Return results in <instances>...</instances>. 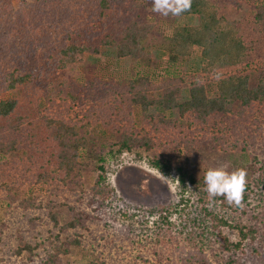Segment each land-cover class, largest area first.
<instances>
[{"label": "trees", "instance_id": "trees-1", "mask_svg": "<svg viewBox=\"0 0 264 264\" xmlns=\"http://www.w3.org/2000/svg\"><path fill=\"white\" fill-rule=\"evenodd\" d=\"M152 5L153 0H0V128L13 155L25 156L30 143L43 141L57 166L47 174L19 164L7 184L0 165V191L18 216L0 224V246L11 234L20 235L22 244L12 254L16 260L9 256L0 264H65L73 248L88 245L98 254L89 264H264V68L256 76L218 78L215 97L200 76L191 79L173 69L155 81L149 70L155 52L187 60L197 48L205 70L236 68L255 46L222 20L219 0H192L189 11L169 17L194 16L197 23L155 38L147 16L157 15ZM255 12L264 28V3ZM103 49L148 69L117 85L124 90H89L91 106L79 120L64 109L52 112L58 100L79 99L60 74ZM122 154L142 157L178 182L180 200L160 215L152 234L126 225L108 182L107 163ZM214 156L247 170L241 207L224 197L209 203L204 174L214 167ZM26 185L46 193L36 208L42 214L28 219L31 227L16 200ZM192 196L195 212L189 209ZM64 207L72 218L63 225L58 215ZM178 212L183 223L175 226L170 217ZM42 219L47 230L35 231ZM29 228L33 238L27 237Z\"/></svg>", "mask_w": 264, "mask_h": 264}, {"label": "rangeland", "instance_id": "rangeland-1", "mask_svg": "<svg viewBox=\"0 0 264 264\" xmlns=\"http://www.w3.org/2000/svg\"><path fill=\"white\" fill-rule=\"evenodd\" d=\"M262 3H264V0H219L222 20L236 26L240 34L255 46L249 54L244 56V62L240 67L227 68L218 66L205 70L206 63L202 60V52L199 48L195 49L192 57L187 60L176 59L167 53L155 52L151 66L149 67L151 77L155 81H160L167 75L168 70L173 69L186 77H191V79H198L200 76L207 86L210 96L215 97L217 95L215 82L218 78L234 73L258 75L264 68V28L256 21L255 10ZM147 16L154 25L153 36L155 38L172 34V31L177 26L195 25L197 23V18L194 16L178 19L163 17L159 14H148ZM145 66V64L130 58L119 59L115 52L103 49L102 55L87 60L84 65L77 66L68 73L60 74L58 78L61 81L67 79L73 83L71 90H76L75 93L76 95L79 94V99L75 100V102L68 99V103L58 100L55 107L51 110L55 112L56 110L64 109V112L69 114L68 118L79 120L83 116V113L91 106V97L88 94L89 90L95 93L97 90L102 91V89L110 86L116 88H119L117 85L126 86L128 80L132 79L135 75L145 74L148 69ZM92 83H95V86H92ZM119 90H124V88H119ZM1 98L2 95H0ZM23 132L25 134L30 133V131L25 129ZM7 134V131L4 133L0 128V165L5 169L2 177L5 183L7 182L8 184L15 178V169H17L19 164H21L20 168L22 169L23 167L24 169L33 167V172L35 168L38 172L45 171L47 174H52L53 168L57 166L55 158L47 152L48 146H46V142H35V146L30 143L32 151L26 150L25 156L13 155L10 152L9 136ZM39 136L40 134L36 135V137ZM232 162L233 160L226 162L218 156L213 157L214 167L226 164L228 169H234L235 167L232 165ZM238 164L245 167L247 163L243 159H240ZM32 173H28V175L31 176ZM57 175L62 174L57 172ZM107 177L110 186L115 190L116 203L119 205V209L127 215L124 219L126 220V225H131L134 230L141 232V234H152V230L157 225L156 221H158L160 215L176 207V204L180 200V189L175 177L166 176L151 168L144 158L134 154H122L110 159L107 163ZM33 180H36V178ZM27 182H30V180H27ZM45 196L46 193L38 190V186L26 185L25 188L21 189V194L16 197V200L20 203L19 205H24V208L20 209L22 212L21 217L30 227L29 220L33 219L35 214H42L36 208L38 203H41L45 199ZM6 198H9L6 191H0V224L5 222L9 217H11L12 222L13 219L14 221H18L16 210L8 206ZM193 203L197 205L196 198L192 196L189 209L191 212L198 211L199 209ZM61 211L63 214L59 213L58 217L61 224L64 225L72 218V213L68 212L67 207L62 208ZM197 214L200 213L196 212L191 217H195ZM182 216L181 212L175 213L170 217V221L175 226H179L183 223ZM35 225L40 228H36ZM33 226H35V231L36 229L47 230L43 219L39 222L36 220ZM28 232L27 237L33 238L31 236L33 233L31 228H29ZM4 238L5 240H3L0 246L1 248L4 246V248L0 249V260H6L7 257L12 256L16 249L22 245L20 235H5ZM89 252L94 255H90ZM97 255V252L93 251L92 245H88L87 250L73 248L64 257V263L89 264L91 260L96 259ZM16 259V257L12 256V261Z\"/></svg>", "mask_w": 264, "mask_h": 264}, {"label": "clouds", "instance_id": "clouds-1", "mask_svg": "<svg viewBox=\"0 0 264 264\" xmlns=\"http://www.w3.org/2000/svg\"><path fill=\"white\" fill-rule=\"evenodd\" d=\"M192 0H153L152 11L163 17H179L191 9ZM204 191L209 203L224 197L229 205L241 207L247 191V170H228L226 164L209 168L204 174Z\"/></svg>", "mask_w": 264, "mask_h": 264}]
</instances>
